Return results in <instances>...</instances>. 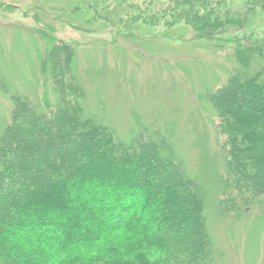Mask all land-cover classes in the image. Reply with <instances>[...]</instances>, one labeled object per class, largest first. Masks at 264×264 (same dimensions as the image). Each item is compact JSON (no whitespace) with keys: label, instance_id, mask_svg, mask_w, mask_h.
I'll use <instances>...</instances> for the list:
<instances>
[{"label":"trees","instance_id":"1","mask_svg":"<svg viewBox=\"0 0 264 264\" xmlns=\"http://www.w3.org/2000/svg\"><path fill=\"white\" fill-rule=\"evenodd\" d=\"M130 2L92 9L112 14L120 34L146 26L150 39L165 28L198 40L242 31L224 41L232 51L222 83L202 94L219 136L204 159L210 173L187 172L157 129L138 125L125 139L92 118L77 48L44 35L54 100L13 95L0 132V264H215L209 209L264 214V28L253 24L264 21V0Z\"/></svg>","mask_w":264,"mask_h":264},{"label":"rangeland","instance_id":"2","mask_svg":"<svg viewBox=\"0 0 264 264\" xmlns=\"http://www.w3.org/2000/svg\"><path fill=\"white\" fill-rule=\"evenodd\" d=\"M112 2L0 0V132L10 120L13 95L54 100L41 64L44 35L52 34L77 48L75 68L92 118L125 139L141 125L157 129L169 137L187 172L205 180L211 164L204 159L214 157L219 136L202 94L222 83L232 51L224 41L242 31L198 40L187 32L178 37L180 28H165L150 39L139 23L125 24L120 34L112 14L103 20L92 9ZM260 18H253L255 29L264 28ZM208 216L215 264H264V214L249 209L232 219L209 209Z\"/></svg>","mask_w":264,"mask_h":264}]
</instances>
